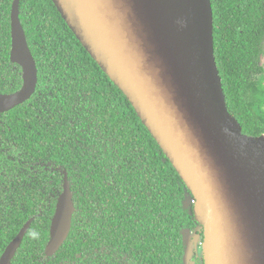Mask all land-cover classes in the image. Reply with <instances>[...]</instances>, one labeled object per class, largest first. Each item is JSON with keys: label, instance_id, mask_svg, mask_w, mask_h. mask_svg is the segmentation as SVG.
I'll use <instances>...</instances> for the list:
<instances>
[{"label": "trees", "instance_id": "1", "mask_svg": "<svg viewBox=\"0 0 264 264\" xmlns=\"http://www.w3.org/2000/svg\"><path fill=\"white\" fill-rule=\"evenodd\" d=\"M215 62L229 113L264 136V0H210ZM0 0V93L22 84ZM37 67L32 96L0 113V255L33 218L11 264H182L183 229L201 227L192 196L123 92L51 0H20ZM66 170L70 232L45 255Z\"/></svg>", "mask_w": 264, "mask_h": 264}, {"label": "water", "instance_id": "2", "mask_svg": "<svg viewBox=\"0 0 264 264\" xmlns=\"http://www.w3.org/2000/svg\"><path fill=\"white\" fill-rule=\"evenodd\" d=\"M69 29L123 92L194 199L203 264H264V136L250 137L229 113L215 62L210 0H51ZM10 10V60L22 85L0 93V113L28 100L37 67ZM74 205L67 172L45 255L66 240ZM27 220L0 255L11 261Z\"/></svg>", "mask_w": 264, "mask_h": 264}, {"label": "rangeland", "instance_id": "3", "mask_svg": "<svg viewBox=\"0 0 264 264\" xmlns=\"http://www.w3.org/2000/svg\"><path fill=\"white\" fill-rule=\"evenodd\" d=\"M261 64L264 65V44H263V53L260 58ZM198 228V226H197ZM196 228V229H197ZM203 237V229H183V241L185 245V254L183 257L182 264H196L195 257L199 262V258L202 255L201 241Z\"/></svg>", "mask_w": 264, "mask_h": 264}, {"label": "flooded vegetation", "instance_id": "4", "mask_svg": "<svg viewBox=\"0 0 264 264\" xmlns=\"http://www.w3.org/2000/svg\"><path fill=\"white\" fill-rule=\"evenodd\" d=\"M10 54V53H9ZM10 56V55H9ZM12 62V61H11ZM14 63V62H13ZM17 64V63H16ZM21 68V67H20ZM21 77H22V69H21ZM22 85V84H21ZM21 87V86H20ZM25 102V101H24ZM64 171L66 170H63L62 171V175H64ZM62 189H63V180H62ZM57 200V199H56ZM193 200V197L191 199V203L193 204L194 202L192 201ZM33 220V218H32ZM199 224V223H198ZM200 225V224H199ZM50 226V225H49ZM201 226V225H200ZM197 228V227H196ZM201 229V232H202V226L201 227H198L197 229L195 230H200ZM25 236V235H24ZM202 242H203V237H202V241H201V248H202ZM45 252V250H44ZM185 254V253H184ZM54 255V254H53ZM52 256V255H51ZM49 257V256H48ZM195 257V261H196V264H203V256L201 255V257L199 258V262L197 260V256H194Z\"/></svg>", "mask_w": 264, "mask_h": 264}, {"label": "built area", "instance_id": "5", "mask_svg": "<svg viewBox=\"0 0 264 264\" xmlns=\"http://www.w3.org/2000/svg\"><path fill=\"white\" fill-rule=\"evenodd\" d=\"M192 201L194 202V199Z\"/></svg>", "mask_w": 264, "mask_h": 264}]
</instances>
